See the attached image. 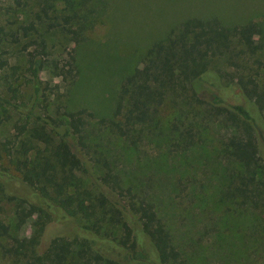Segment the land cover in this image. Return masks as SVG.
Returning a JSON list of instances; mask_svg holds the SVG:
<instances>
[{
    "label": "trees",
    "instance_id": "trees-1",
    "mask_svg": "<svg viewBox=\"0 0 264 264\" xmlns=\"http://www.w3.org/2000/svg\"><path fill=\"white\" fill-rule=\"evenodd\" d=\"M95 2L99 6L93 0H81L76 6L70 2L63 14L41 7L19 28L24 37L37 34L26 44L36 45L34 53L6 59L0 55V72H6L5 89L11 94L8 99L0 91V127L7 120V109L25 115L29 127L28 138L17 149L0 141V187L10 179L1 165L7 159L37 197L33 202L23 200L27 207L18 212L20 222L34 214L41 219L38 230L22 238L9 235L0 222V252L23 264H188L153 206L145 200L124 199L128 191L117 175L93 177L94 193L77 177L89 170L75 137L81 148L86 147L85 117L92 114L70 107H64L63 115L48 114L47 88L40 80L49 56L46 35L58 29L74 35L77 46L84 44L88 31L108 10V0ZM41 24L43 33L37 28ZM14 38L19 40L17 33ZM79 56L73 48L63 63L51 61L54 76L67 84L69 93L82 71ZM10 60L16 63L10 65ZM136 62L118 85L116 119L109 121L110 130L122 137L133 131L140 135L152 126L167 98L184 99L195 116L203 111L229 129L223 142V158L230 168L225 199L264 216V29L251 21L228 28L216 17H184ZM220 65L237 69V76ZM22 84L32 86L27 103L18 101ZM193 143L192 136L185 140V146ZM118 232L119 237L114 235Z\"/></svg>",
    "mask_w": 264,
    "mask_h": 264
},
{
    "label": "rangeland",
    "instance_id": "rangeland-1",
    "mask_svg": "<svg viewBox=\"0 0 264 264\" xmlns=\"http://www.w3.org/2000/svg\"><path fill=\"white\" fill-rule=\"evenodd\" d=\"M80 1L0 0V29L3 30L0 55L6 59L8 55L34 53L36 45L26 44L37 34L31 32L29 37H24L19 28L32 21L41 7H51L50 10L63 14L62 9L70 6V2L76 6ZM108 2V10L88 31L84 44L77 46L74 35H64L58 29L46 35L49 56L40 80L41 87L47 88L48 114L63 115L69 107L92 114L85 117L86 147L81 148L75 137V145L85 156L89 170L87 174L78 172L77 177L94 193L97 186L93 177L101 178L107 172L117 175L121 187L128 191L124 199L145 200L153 206L181 258L188 264H264L263 214L239 207L223 195L230 168L223 158V142L229 129L222 121L213 120L197 107L195 111L202 113L195 116L184 99L167 98L158 108L152 126L140 135L133 131L129 137H122L108 127L109 121L116 119L113 117L115 98L123 75L137 64L136 60L153 42L162 39L182 18L216 17L228 28L251 21L264 29V0ZM41 25L37 26L39 33L45 30ZM11 34L14 36L10 37ZM73 48L80 55L82 71L80 67L78 83L69 93L67 84L54 76L51 61L63 63ZM14 63L15 60H10V65ZM252 64L253 60L249 61L248 65ZM220 68L237 76V69L233 67L220 65ZM5 73L0 72V91L9 99ZM20 91L22 96L18 101L27 103L32 86L22 84ZM24 116L7 109V120L0 127L1 142L8 141L17 149L21 141H26L29 127ZM189 133L194 143L185 146ZM261 145L264 156L263 142ZM33 154L31 151L30 156ZM1 165L9 172L10 179L1 186L3 189L0 187V222L8 228L9 235L30 237L38 230L41 219L34 214L20 222L18 212L21 206L27 207L23 200L33 202L36 194L21 182L19 173L7 159ZM120 234L114 233L118 237ZM0 264L23 263L0 252Z\"/></svg>",
    "mask_w": 264,
    "mask_h": 264
}]
</instances>
